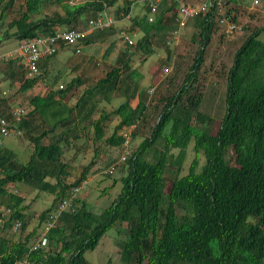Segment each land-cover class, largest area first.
Instances as JSON below:
<instances>
[{
    "label": "trees",
    "instance_id": "obj_1",
    "mask_svg": "<svg viewBox=\"0 0 264 264\" xmlns=\"http://www.w3.org/2000/svg\"><path fill=\"white\" fill-rule=\"evenodd\" d=\"M12 1L0 0V5L3 3L1 19ZM72 1L75 0H25V11L9 24L15 29L13 37L22 41L50 35L55 27L84 31L88 29V22L86 29L70 26L78 20L85 22L82 18L87 13L96 18L108 8H115L116 14H129V7H121L119 0H84L82 4L70 5ZM47 3L60 5L64 16L29 21ZM175 4V1L168 5L167 0H161L154 20L134 19L143 37L133 47L122 49L115 66L83 91L73 107L66 106L63 99L74 86L82 84L78 78L72 79L64 89L49 90L45 96L30 98L32 109L14 123V130L32 142L28 161L23 163L7 147H0V197H6L3 205L8 211L4 226L19 221L23 230L26 225L23 199L7 193L8 184L22 183L52 193L54 202H59L67 197V190L77 188L86 179L84 169L73 183H64L69 171L61 160V143H67L71 135L76 137L75 126H70L72 121L90 117L95 106L92 99L97 95L107 100L120 90L124 82L122 70L129 69L132 52L145 50L150 54L153 37L168 26L178 29L177 16L174 13L170 18L166 16ZM215 12V7H211L193 18L199 29V50L181 87L167 98L150 136L124 161L127 172L120 178L121 187L112 202L99 213H93L83 201L73 199L71 208L58 214L47 234L53 251L30 250L27 242L34 232L23 241L0 236V264H15L23 259L29 264H87L84 254L94 250L103 235L120 224L128 228L119 252L122 264H264V43L258 39L264 26L251 32L233 55L226 75L224 114L211 134L208 128L198 124L208 122L209 118L198 111L200 96L191 94L190 90L203 63ZM102 31L90 32L83 42L91 43ZM55 55L44 60L50 61ZM131 72L128 79L135 83L138 73ZM37 80L38 76L24 77L19 90L28 91ZM140 96L135 83L131 93L125 94L123 103L109 114L101 112L91 121L94 140L103 138L106 123L115 116L117 124L105 142L121 146L123 139L118 135L119 130L132 125L136 128L145 111ZM135 97L137 103L133 107L130 100ZM33 115L41 119L40 127L45 128L39 134L33 133L28 118ZM56 131L59 132L55 135ZM53 136L51 142L42 144L44 138ZM190 143L195 156L187 173L179 175ZM158 144L160 149L155 148ZM151 149H154L152 162L145 159ZM172 150H177L176 155ZM229 150L234 155L233 165L226 159ZM200 153L204 157L201 166L198 164ZM169 166H176L174 173ZM166 176L170 177L168 191H165ZM51 212L53 207L41 212L40 223Z\"/></svg>",
    "mask_w": 264,
    "mask_h": 264
},
{
    "label": "rangeland",
    "instance_id": "obj_2",
    "mask_svg": "<svg viewBox=\"0 0 264 264\" xmlns=\"http://www.w3.org/2000/svg\"><path fill=\"white\" fill-rule=\"evenodd\" d=\"M7 1V0H6ZM148 0H119L118 4L123 7H129V14L115 13V8L105 10L111 23L108 28L103 29L102 33L91 43L82 41L81 52L74 54L70 47H61L59 52L50 60H43L40 64L38 80L26 92H21L19 87L27 74L25 67L18 59H9L8 62L0 64V115L4 116L8 125L9 134L7 137L0 138V147H7L23 163L27 162L32 150V142L26 139L22 133L14 130L16 110H23L28 113L32 106L30 98L33 96H45L49 90L56 91L65 88L66 85L75 78L81 80L82 84L74 86L64 97L63 103L68 107H73L83 91L92 87L99 79L105 77L106 73L115 66L114 62L119 52L127 47L121 34H126L132 42L133 47L137 41L143 37V33L134 24V19L153 16L148 8ZM175 1L174 9L168 11V18L178 10L179 4L199 5L207 0H167L168 5ZM84 0H75L70 5L82 4ZM210 41L204 49L203 63L197 73L196 81L191 88V94L200 96L198 111L209 118L208 122L203 124L209 131L214 133L224 114V98L226 91V75L232 64L235 51L239 48L245 38L253 31L264 26V0H258L254 5L253 0H218ZM3 3L0 5V8ZM25 11V0H13L10 9L4 18H0V55L12 51L17 40L13 37L15 31L9 24L13 20H18ZM228 13V14H227ZM65 12L58 4L47 3L43 5L38 14L30 16L29 21L40 20L55 15L64 16ZM228 15V19L234 18L240 29L228 37L223 35L219 25V20ZM94 18L92 13H87L73 26V28L87 27V22ZM227 18V17H226ZM68 27V26H64ZM177 30L176 26H168L166 30L152 38V52L146 53L145 50L132 52L129 62V69L122 70L121 77L124 82L119 91L112 93L109 99L105 100L97 95L93 100L94 109L89 118L83 119L77 117L72 121L75 126V135L67 138V143L62 142L61 160L68 166L69 176L64 179L66 185H70L79 176L84 169L87 171L86 179L80 184L77 191L74 188L67 190V198L80 200L86 204L88 210L93 213H99L106 208L118 194L121 184L120 178L127 172L126 164L116 163L122 146H111L105 142L114 130L117 124V117L112 116L106 123L103 138L95 141L91 121L95 120L101 112L111 113L125 100V94H130L133 85L136 83L138 91L141 93L140 99L145 105V111L138 121L136 128L132 131V137L129 144V150L133 153L138 145L147 139L157 121L162 107L166 100L175 91H177L182 81L189 71L193 59L195 58L199 47V29L196 21L190 19L185 26L178 30L177 40H172L173 32ZM258 39L264 43V31L260 33ZM167 41L169 42L167 44ZM128 48V47H127ZM12 62V64H10ZM136 71L138 77H135V83L128 79V75ZM61 87V88H60ZM137 97L130 100V105L135 106ZM1 117V116H0ZM74 115L72 116V118ZM32 122L34 134L43 131L40 127L41 119L37 115L28 117ZM196 124V123H195ZM47 127V126H46ZM59 131L55 132L58 133ZM54 135V136H55ZM53 137L44 138L42 144H48ZM156 149H160L158 144ZM154 149L145 154V159L153 161ZM176 155L177 150L171 151ZM97 155V157H94ZM195 156L192 143L189 144L184 161L180 167L179 175L187 173L190 162ZM226 159L230 165L234 164V155L232 150L226 154ZM204 163L202 153L198 156V164ZM115 164L113 174H107L105 171ZM170 172L174 173L176 166H169ZM52 181V180H50ZM170 187V177L165 178V191ZM7 193L16 195L23 199L22 206L26 217L24 229H18L13 232L11 226H4L0 236L10 241H23L25 237L34 232V235L28 240L27 245L34 247L36 239L41 231L39 215L44 210L53 207V214L58 202H54V194L39 191L31 186L17 183L6 186ZM6 197H0V213L7 215L3 203ZM180 214L179 211H177ZM6 218V220H7ZM128 228L124 224L115 225L114 228L107 231L97 247L84 254L87 264H106L108 260L111 264H122L119 260V252L122 242L127 238ZM45 251H53L54 246H49L48 242L43 248ZM264 263V260H263ZM15 264L22 263V261ZM146 264V263H144Z\"/></svg>",
    "mask_w": 264,
    "mask_h": 264
},
{
    "label": "built area",
    "instance_id": "obj_3",
    "mask_svg": "<svg viewBox=\"0 0 264 264\" xmlns=\"http://www.w3.org/2000/svg\"><path fill=\"white\" fill-rule=\"evenodd\" d=\"M161 0H148V8L151 15H154L157 11V5ZM253 4H258V0H253ZM219 5L218 0H207L199 5H187L179 4L178 10L176 13L178 29L175 30L172 40H177L178 30L183 28L188 20L195 18L198 14H201L211 7ZM153 16L148 17V21H152ZM111 20L107 17V14L104 12L102 15L97 16L94 19L88 21V29L84 31H79L75 29L60 28L55 27L53 32L50 35H41L33 39L18 41L16 47L7 53L0 55V64L2 62L8 61L9 59H19L22 65L25 67L27 74L25 78H33L39 74V65L42 60L49 58L59 52L61 47H70L73 53L79 54L81 52L82 46L81 43L86 35L92 31L103 30L110 26ZM219 25L222 29L223 35L228 37L232 35L235 31L240 29V26L233 20H229L228 17H222L219 20ZM121 37L124 42L128 45H132L129 37L122 33ZM169 42L167 41V44ZM61 88V87H60ZM23 110H16L14 115L16 120L20 118L23 114ZM135 128L134 125L129 127H122L119 130L118 135L123 139L122 150L119 154L118 160L116 163H124V161L130 156L131 152L129 150V144L131 141V133ZM9 134L8 125L4 118L0 117V138L7 137ZM115 164H112L105 172L107 174H113ZM83 187V186H82ZM74 188L73 191H77L79 188ZM72 206V200L65 197L61 199L56 207V210L53 214H50L46 220L41 225V231L38 235L34 247H30V250L35 248H44L47 244V234L50 229L55 224L58 214L62 211L70 209ZM8 212V211H7ZM7 215L4 213L0 214V229L4 227L6 222ZM20 228L19 221H14L11 226L13 232H16ZM22 263H26L25 259L21 260Z\"/></svg>",
    "mask_w": 264,
    "mask_h": 264
},
{
    "label": "crops",
    "instance_id": "obj_4",
    "mask_svg": "<svg viewBox=\"0 0 264 264\" xmlns=\"http://www.w3.org/2000/svg\"><path fill=\"white\" fill-rule=\"evenodd\" d=\"M134 107V106H133Z\"/></svg>",
    "mask_w": 264,
    "mask_h": 264
}]
</instances>
